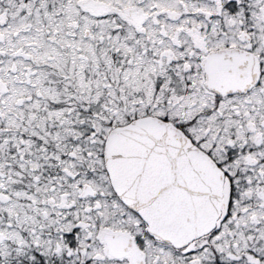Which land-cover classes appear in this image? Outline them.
<instances>
[{"label":"snow or ice","instance_id":"1","mask_svg":"<svg viewBox=\"0 0 264 264\" xmlns=\"http://www.w3.org/2000/svg\"><path fill=\"white\" fill-rule=\"evenodd\" d=\"M0 264H264V0H0Z\"/></svg>","mask_w":264,"mask_h":264}]
</instances>
